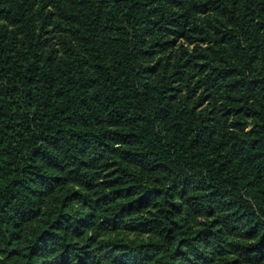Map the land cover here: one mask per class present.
<instances>
[{
  "label": "trees",
  "instance_id": "16d2710c",
  "mask_svg": "<svg viewBox=\"0 0 264 264\" xmlns=\"http://www.w3.org/2000/svg\"><path fill=\"white\" fill-rule=\"evenodd\" d=\"M0 264H264V0H0Z\"/></svg>",
  "mask_w": 264,
  "mask_h": 264
}]
</instances>
